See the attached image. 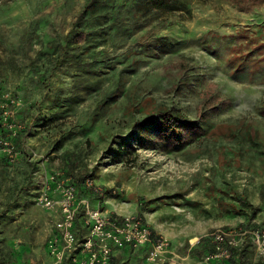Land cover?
<instances>
[{
    "label": "rangeland",
    "instance_id": "374dc122",
    "mask_svg": "<svg viewBox=\"0 0 264 264\" xmlns=\"http://www.w3.org/2000/svg\"><path fill=\"white\" fill-rule=\"evenodd\" d=\"M86 1L0 0V259L75 264L69 252L56 263L59 214L38 204L47 184L54 193L46 176L64 177L68 153L74 174L115 190V197L76 194L75 236L86 233L87 210H99L140 216L154 238L169 242L157 261L140 248L116 254L111 264H209L191 248L238 227L248 230L243 263L264 264L254 235L264 224V4L243 11L227 0H177L167 13L135 6L122 11L120 29L108 31L104 44L98 33L88 39L101 43L104 63L78 69L82 60L70 58L78 49L62 66L56 56L35 60L34 30L64 35ZM211 84L228 105L210 114L194 142L166 149L152 127L141 131L145 98L151 108L197 121L200 94ZM239 194L254 212H230L231 204L241 208Z\"/></svg>",
    "mask_w": 264,
    "mask_h": 264
},
{
    "label": "trees",
    "instance_id": "16d2710c",
    "mask_svg": "<svg viewBox=\"0 0 264 264\" xmlns=\"http://www.w3.org/2000/svg\"><path fill=\"white\" fill-rule=\"evenodd\" d=\"M176 1L177 0H87L85 4H83L81 8L72 15L70 27L64 35H61L58 38H53L49 34H41L38 29L34 30L37 37L40 39L39 50L35 53V60H39L41 57L44 59L45 57L56 56L54 61L62 66L69 53L72 54L73 51L78 49L77 52L70 56V58H74L75 61L82 60L78 62V69H87L88 66H95L100 63H104L102 60L104 57V51L98 49L101 43H91L88 41V39L95 35L94 33H98L99 36H97V38L99 37L102 39L104 44L107 38H111L112 36V32L108 31L120 29L121 13L123 10L127 8H134L136 6L140 11L153 10L156 12L160 11L167 13V10H175L173 4ZM227 1H229L231 5L236 6L243 11H250L253 8L260 7L264 4V0ZM100 9L105 10L106 14L102 12L98 13V10L100 11ZM103 26H105V29ZM97 29L98 31L95 32ZM83 56H91L93 59L88 64V62H85L86 60H83ZM232 56L238 57L236 50H234ZM113 61L115 60H112V62ZM178 67L183 66L178 65ZM43 76V74H40L38 79L40 80ZM118 83L119 81H117L115 88H118ZM214 89V85L211 84L200 94L203 98V102L197 108V121L188 120L179 112L173 113L170 108L162 106L151 108L153 107V105H151L152 99L145 98L143 103L144 105H148L150 109H148L146 116L139 123L141 131L145 133V130H147L148 127H152L153 132H156L154 140L159 143H165L166 149L194 142L201 135L205 134L202 124L208 120L210 114H215L219 107H226L228 105V101L226 99H222L214 94ZM3 92V85L0 83V98ZM262 113H264V111ZM146 136L151 137V135L148 134L143 135V138ZM137 138L138 141L142 143L143 139L140 133ZM65 157L67 159H65V166L67 167V170L65 171L64 178H69L76 186V194L78 196L95 198H100L101 196L115 197V190L113 189H98L96 187L85 186L86 179L92 178L91 174H83L81 172L74 174L72 170L74 165L71 161H69V159L71 160V156L66 153ZM1 160L5 161V158H2ZM236 199L239 203H241V208H237L236 205L231 204L229 207L232 214H244L246 212L245 208L250 209L252 212L255 211L253 205L248 202L245 196L239 194ZM227 229L228 228H224V230ZM243 229L247 230L246 228ZM247 238L248 236H246L245 241ZM214 246L215 243L212 235L201 238L197 245L191 248L190 255L197 260L204 259L205 256L213 253ZM243 252L244 250L242 246L241 248L231 250V255L228 259L222 261H211L209 264H244L242 260ZM0 264L8 263L5 262V260L0 259Z\"/></svg>",
    "mask_w": 264,
    "mask_h": 264
},
{
    "label": "built area",
    "instance_id": "2783aa9c",
    "mask_svg": "<svg viewBox=\"0 0 264 264\" xmlns=\"http://www.w3.org/2000/svg\"><path fill=\"white\" fill-rule=\"evenodd\" d=\"M47 183L55 184L54 193L58 199L54 200L49 193V185L38 198V204L59 214L57 230L63 245L60 250L53 249L56 263L64 259L65 252H69L75 264H109L115 249L127 246L136 250L147 247V259L157 261L167 252L169 242L166 238H154L148 224L137 215L110 217L99 210H87L83 222L86 233L82 240L75 236L76 219V186L69 178L59 177V174L46 176ZM85 186L95 187L92 180L86 179ZM243 228H228L216 230L211 235L215 246L213 253L204 257V261L226 260L231 250L241 248L247 236ZM254 235L264 245V224L254 230ZM53 240L51 247L53 248ZM81 255V258L79 256Z\"/></svg>",
    "mask_w": 264,
    "mask_h": 264
},
{
    "label": "crops",
    "instance_id": "0c3cea01",
    "mask_svg": "<svg viewBox=\"0 0 264 264\" xmlns=\"http://www.w3.org/2000/svg\"><path fill=\"white\" fill-rule=\"evenodd\" d=\"M141 249H147V247H142ZM126 250H133V249H130L129 247L127 246H124V247H120V248H117L115 249V251L113 252V255L111 257V260L109 262V264H111L112 260L115 258L116 254L120 253V252H123V251H126ZM137 250V249H136Z\"/></svg>",
    "mask_w": 264,
    "mask_h": 264
},
{
    "label": "bare ground",
    "instance_id": "6f19581e",
    "mask_svg": "<svg viewBox=\"0 0 264 264\" xmlns=\"http://www.w3.org/2000/svg\"><path fill=\"white\" fill-rule=\"evenodd\" d=\"M196 240H197V238L194 237V238L191 240V242H195Z\"/></svg>",
    "mask_w": 264,
    "mask_h": 264
}]
</instances>
